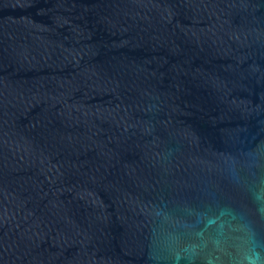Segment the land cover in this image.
<instances>
[{"label": "water", "instance_id": "1", "mask_svg": "<svg viewBox=\"0 0 264 264\" xmlns=\"http://www.w3.org/2000/svg\"><path fill=\"white\" fill-rule=\"evenodd\" d=\"M0 264H264V0H0Z\"/></svg>", "mask_w": 264, "mask_h": 264}]
</instances>
